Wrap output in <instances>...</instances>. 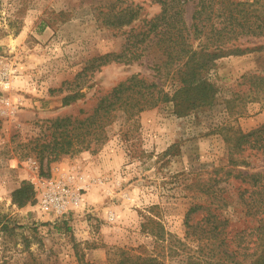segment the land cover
Wrapping results in <instances>:
<instances>
[{
	"label": "rangeland",
	"instance_id": "obj_1",
	"mask_svg": "<svg viewBox=\"0 0 264 264\" xmlns=\"http://www.w3.org/2000/svg\"><path fill=\"white\" fill-rule=\"evenodd\" d=\"M137 2L139 19L159 10L149 0ZM105 3L0 0V264H111L120 249L156 254L164 264H195V258L206 264L208 245H198L186 233L185 214L191 204L207 203L196 184L228 162L226 144L215 128L226 121L242 131L264 124V98L250 101L247 85L239 84L244 73H264V37L249 38L242 40V53L219 57L210 70L218 89L212 107L182 117L167 104L129 120L117 114L102 142L78 145L50 160L48 150L59 141L51 120L84 118L118 79L148 71L137 61H91L118 52L126 36L96 18ZM232 92L242 95L231 103L238 114L223 107ZM242 156L248 164L239 168L264 170L263 153ZM46 180L65 184L79 200L60 215L43 208ZM23 181L32 196L18 204L12 191ZM220 185L231 196L220 211L228 221L224 231L229 239L252 224L235 201L238 181ZM145 216L160 223L161 236L143 229L147 222L156 230ZM206 217L205 210H197L188 221L198 229ZM255 242L264 250V234Z\"/></svg>",
	"mask_w": 264,
	"mask_h": 264
},
{
	"label": "trees",
	"instance_id": "obj_2",
	"mask_svg": "<svg viewBox=\"0 0 264 264\" xmlns=\"http://www.w3.org/2000/svg\"><path fill=\"white\" fill-rule=\"evenodd\" d=\"M105 1L98 7L96 18L112 28L123 29L126 36L118 52L104 53L92 57L91 61H98V64L137 61L148 71L118 79L97 97L91 112L84 118L71 121L69 117H57L51 120L54 131H59V141L48 150L50 160L78 145L89 147L102 142L106 138L105 128L117 114L129 120L142 110L167 104L172 114L182 117L212 107L218 100V89L209 78L215 61L227 54L242 53L245 49L241 48L242 40L264 37V0H149L157 4L159 10L141 19L138 15L142 7L137 0ZM137 19L139 23H133ZM240 78L239 84L248 87L245 97L250 101L264 98V73L251 71ZM76 95L65 96L64 100ZM238 98L242 95L232 92L229 98L222 100L227 113H240L231 105ZM215 131L226 144L228 162L213 167L207 178L196 184L195 191L206 194L208 200L188 207L186 233L192 235L198 245H208L207 252H204L206 264H264V250L259 249L260 242H255L264 234V170L238 167L248 164L243 152L264 154V124L242 131L226 121L216 126ZM228 179L238 181L235 201L252 224L251 228L237 230L229 239L224 231L227 218L220 217V211L229 205L228 199L231 198L220 183ZM29 186L23 181L12 191L13 200L18 204L28 200L32 196ZM197 210H205L207 217L203 225L195 229L196 225L189 223L188 219ZM145 219L155 224L156 230L147 228V222L142 223L143 229L156 238L161 236L160 223L149 216ZM252 236V242H243ZM211 238L219 242H203ZM246 257L249 260L244 263ZM201 259L195 258L196 261L192 262L199 264L196 262ZM111 264L164 263L156 254L120 249L118 258Z\"/></svg>",
	"mask_w": 264,
	"mask_h": 264
},
{
	"label": "built area",
	"instance_id": "obj_3",
	"mask_svg": "<svg viewBox=\"0 0 264 264\" xmlns=\"http://www.w3.org/2000/svg\"><path fill=\"white\" fill-rule=\"evenodd\" d=\"M45 186L46 189L41 194L40 204L43 208L52 210L55 214H62L66 211L70 202L79 200V196H76L63 183L46 180Z\"/></svg>",
	"mask_w": 264,
	"mask_h": 264
}]
</instances>
